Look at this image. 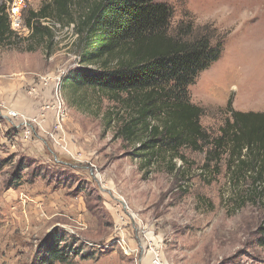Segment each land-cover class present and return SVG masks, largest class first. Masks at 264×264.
<instances>
[{"label": "rangeland", "instance_id": "rangeland-1", "mask_svg": "<svg viewBox=\"0 0 264 264\" xmlns=\"http://www.w3.org/2000/svg\"><path fill=\"white\" fill-rule=\"evenodd\" d=\"M22 1L25 22L48 2ZM164 2L174 28L194 21L224 46L189 87L205 109L203 127L217 133L230 100L235 111L264 113V0ZM43 26L52 42L17 35L0 47V264H36L55 231L69 247L56 264H264L253 243L260 216L232 207L225 162L211 185L199 177L205 155L190 151L187 163L175 161L179 180L166 166L141 171L134 147L117 137L118 116L109 124L118 107L104 94L62 88L82 64L76 25ZM50 191L71 195L46 208L37 197Z\"/></svg>", "mask_w": 264, "mask_h": 264}, {"label": "trees", "instance_id": "trees-1", "mask_svg": "<svg viewBox=\"0 0 264 264\" xmlns=\"http://www.w3.org/2000/svg\"><path fill=\"white\" fill-rule=\"evenodd\" d=\"M172 18L164 0H48L39 12L30 13L26 25L39 42L54 37L45 21L68 19L76 25L82 64L63 80L62 88L104 94L118 107L107 117L118 116L117 137L134 147L141 171L166 166L179 180L184 173L175 161L187 163L190 151L205 155L199 177L211 185L225 162L232 207L257 211L253 243L264 248V113L235 111L230 100V117L218 132L203 127L205 109L191 102L189 87L221 59L224 46L194 21L174 28ZM17 38L7 4L0 2V47ZM63 237L57 231L49 234L36 264L63 262L69 249L61 247Z\"/></svg>", "mask_w": 264, "mask_h": 264}, {"label": "built area", "instance_id": "built-area-1", "mask_svg": "<svg viewBox=\"0 0 264 264\" xmlns=\"http://www.w3.org/2000/svg\"><path fill=\"white\" fill-rule=\"evenodd\" d=\"M7 4V13L10 19L11 28L18 36H29L32 30L26 25L23 17L24 5L22 0H11ZM27 125V122H25ZM153 264H163L157 257Z\"/></svg>", "mask_w": 264, "mask_h": 264}, {"label": "crops", "instance_id": "crops-1", "mask_svg": "<svg viewBox=\"0 0 264 264\" xmlns=\"http://www.w3.org/2000/svg\"><path fill=\"white\" fill-rule=\"evenodd\" d=\"M70 195L71 194H68V195H66L64 193L62 194L61 192L59 194L52 193L51 191L49 193L44 192L37 197V199H38L37 201H38V203H42V206H44L46 208L47 207L54 208L56 202L65 199V197L69 198ZM72 195H74V194H72ZM80 203H81L80 204V210H82L83 208H85L86 205L82 201H80Z\"/></svg>", "mask_w": 264, "mask_h": 264}, {"label": "bare ground", "instance_id": "bare-ground-1", "mask_svg": "<svg viewBox=\"0 0 264 264\" xmlns=\"http://www.w3.org/2000/svg\"><path fill=\"white\" fill-rule=\"evenodd\" d=\"M75 149V148H74Z\"/></svg>", "mask_w": 264, "mask_h": 264}]
</instances>
